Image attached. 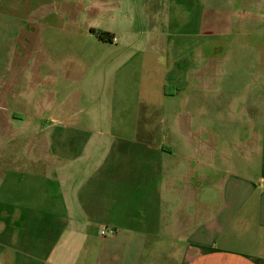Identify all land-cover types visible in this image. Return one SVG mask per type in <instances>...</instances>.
Listing matches in <instances>:
<instances>
[{
  "label": "crops",
  "instance_id": "0c3cea01",
  "mask_svg": "<svg viewBox=\"0 0 264 264\" xmlns=\"http://www.w3.org/2000/svg\"><path fill=\"white\" fill-rule=\"evenodd\" d=\"M0 264H264V0H0Z\"/></svg>",
  "mask_w": 264,
  "mask_h": 264
},
{
  "label": "trees",
  "instance_id": "16d2710c",
  "mask_svg": "<svg viewBox=\"0 0 264 264\" xmlns=\"http://www.w3.org/2000/svg\"><path fill=\"white\" fill-rule=\"evenodd\" d=\"M98 34H99V37H100V38H103V39H104V38H109V35L106 34V33L98 32ZM167 79H168V83H167V85L165 86V92H166V93H170V89H171V78L168 77Z\"/></svg>",
  "mask_w": 264,
  "mask_h": 264
},
{
  "label": "built area",
  "instance_id": "2783aa9c",
  "mask_svg": "<svg viewBox=\"0 0 264 264\" xmlns=\"http://www.w3.org/2000/svg\"><path fill=\"white\" fill-rule=\"evenodd\" d=\"M111 41L116 42L117 38L116 37H112ZM114 230L113 229H106V228H101L100 230V234L101 235H106V234H113Z\"/></svg>",
  "mask_w": 264,
  "mask_h": 264
},
{
  "label": "rangeland",
  "instance_id": "374dc122",
  "mask_svg": "<svg viewBox=\"0 0 264 264\" xmlns=\"http://www.w3.org/2000/svg\"><path fill=\"white\" fill-rule=\"evenodd\" d=\"M194 30H196V29H194ZM156 118H158L157 120H158V122L160 121L161 122V119H160V117H156ZM231 118L233 119V116H231ZM162 119H166V122H167V120L169 119V117H162ZM232 127H231V130L233 129V127H234V124H230ZM231 134V133H230ZM233 135V134H232Z\"/></svg>",
  "mask_w": 264,
  "mask_h": 264
}]
</instances>
